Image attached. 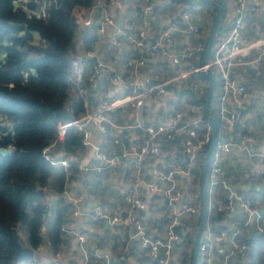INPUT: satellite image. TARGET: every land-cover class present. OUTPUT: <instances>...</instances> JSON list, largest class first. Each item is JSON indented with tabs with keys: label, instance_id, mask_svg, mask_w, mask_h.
Instances as JSON below:
<instances>
[{
	"label": "built area",
	"instance_id": "1",
	"mask_svg": "<svg viewBox=\"0 0 264 264\" xmlns=\"http://www.w3.org/2000/svg\"><path fill=\"white\" fill-rule=\"evenodd\" d=\"M32 1L35 4L34 7L28 5L31 0H11V4L21 8L28 16L40 19L46 17L48 9L54 4L53 0ZM159 1L142 0L138 22L131 30L118 28L115 19L110 14L108 7H114L116 0H95L94 4L90 6H97L101 10L99 32H105L109 27L113 28L114 30L110 34L111 43L116 47H120L124 42L129 45V57L124 61L127 69L126 79H123L118 73L114 74V71L110 69L113 72L111 81L119 84L122 91L126 93L123 96L103 98L99 108L77 118L74 117L72 122L59 121L55 127L56 139L45 146L42 153L45 160L52 166L60 165L64 170L68 169L70 164L56 158L55 154L65 139L67 129L73 127L80 136V146L82 148L91 147L95 158L99 161V164L94 166L82 165L77 162L75 168L78 173L107 170L120 164L124 157H130L133 169L131 185L124 189L120 195V204L124 207V215H110L100 205H93L87 215L92 220L104 221L112 226L117 224L125 227L132 226V236L139 239L140 247L146 251L149 259L158 262V264H175V254L178 252L180 253L179 259L181 258L182 262L188 264L192 259L193 246L184 240L175 228L181 225L186 217L200 215L201 196L196 187L188 195V198H185L183 190L175 180V175L189 176L194 180L200 179L201 174L196 167L191 166L192 161L195 162L198 157L205 156L203 149L209 144L211 138V127L204 118L205 104L201 102V100H205L207 90L206 84L198 79L200 72H211L214 79L218 80L220 84L216 118L220 120L221 130L216 135V142L210 158L206 217L234 214L239 207L245 215L242 222L243 227L254 224L259 232L264 231L260 215L254 208L251 199L233 190L229 182L222 176V161L232 146L228 132L247 109L245 104L247 90L244 84L238 80L234 67L264 65V38L251 40L242 35L243 15L246 11L245 0H236L232 9L224 6L221 14L222 20L231 21L227 35L216 37L212 57H206L204 63L201 64L206 42L200 36L201 28L197 22V15L191 8H183L174 16H169L166 10L161 12L157 37L150 39V17ZM252 1L253 3L258 2V0ZM207 10L213 15L217 6L213 4ZM251 10H255V8L252 7ZM74 17L78 28L91 26V19L84 15L83 9L77 11ZM175 33L179 36V45L176 43ZM3 58L4 53H0V61ZM87 59L92 60L90 65L86 63ZM154 59H160L162 63L172 65V75H167L164 68L156 69L153 65ZM105 67L106 65L96 58L93 50H88L85 54L71 56L69 91L74 90L80 97L83 96L86 71L89 72L88 81L93 82ZM26 75L24 73V77ZM175 83L184 84L188 91V95L185 96L188 101L182 99L177 103L172 102L169 106L172 117L167 122L155 125L144 123L136 112L132 122L125 125L116 123L107 115L109 111L115 109H134L136 111L145 104L159 107L162 104V97L167 93V87ZM229 99L235 103V108L228 105ZM91 120H95L103 136L114 133L111 137V144L121 148L118 153L108 152L101 146L93 144L89 129ZM123 130L139 133L124 144L121 134ZM183 132L189 133L191 136V139L182 148L183 153L191 162L186 165L176 164L170 168L157 170L153 181H145L141 173L143 158L147 155L157 156L164 139L171 142ZM9 133H12L11 123L0 115V139ZM251 140L252 136L249 134L241 137L242 143H249ZM12 148V145H8L5 149L10 152ZM247 155L258 164L257 167L252 168L251 175L261 176L264 154L249 150ZM45 188L46 186L44 190ZM219 188L222 190L221 194L217 192ZM62 193L73 203L83 199L81 194L70 197L67 187H64ZM151 195H158L165 202L170 222L163 228L159 227L160 224L152 222L147 226L138 216V213L145 209L147 197ZM46 214L45 210L41 215L40 231L42 236L47 228ZM77 214L78 211L75 209L73 215ZM66 228L64 225L61 227L62 231H66ZM147 228L150 229V233L147 232ZM242 230L239 227L231 230L215 229L212 224L206 222L198 246L196 264H234L238 255L245 252L244 240L241 239ZM19 235L25 241L23 233L19 231ZM77 239L82 252L83 264H112L113 262L125 264L126 255L120 254L112 257L108 252L90 251L85 248L86 235L79 234ZM43 246L42 240L35 248L29 247L34 255L25 261V264H41L37 253ZM136 264L145 263L136 261Z\"/></svg>",
	"mask_w": 264,
	"mask_h": 264
},
{
	"label": "crops",
	"instance_id": "2",
	"mask_svg": "<svg viewBox=\"0 0 264 264\" xmlns=\"http://www.w3.org/2000/svg\"><path fill=\"white\" fill-rule=\"evenodd\" d=\"M235 3L236 0H223V7L232 9ZM141 4L142 0H116V5L108 8L118 28L121 30H131L138 22ZM245 7L242 35L251 40L263 39L264 0H258L257 3H253L252 0H245ZM252 7L255 10H251ZM183 8H191V10L195 11L197 22L201 28L200 36L207 43L214 19L213 15L216 12L211 15L207 10L208 8L202 6V4L189 5L185 0H160L156 4L150 17V39H156L157 37V29L161 23V12L166 10L169 16H174ZM83 12L92 22L91 26H89V34L85 37V40L87 38L93 39L91 50L95 52L96 58L103 62L106 67L103 68L95 81L89 82L85 80V110L79 116L95 111L99 108L103 98L123 96L126 93L122 91L119 84L111 81V77L113 76L112 71H114V74L118 73L123 79H126L127 69L124 61L129 57L130 51L129 45L126 42L120 47H116L111 43L110 34L114 30L113 28L109 27L105 32H99L98 24L101 19V10L97 6L85 8ZM119 20L121 21L120 27L118 26ZM230 25V20L224 21L222 18L220 19L212 43L213 53L216 37L227 35ZM83 34V28L79 27L76 31L77 55L85 54L86 52L83 44L85 41L82 37ZM175 40L177 45H179V36L176 33ZM212 55L207 54L206 57L210 58ZM153 65L156 69H159V67L164 68L167 75H172L173 73L172 65L162 63L160 59H154ZM234 72L238 80L246 87L247 96L245 104L247 105V109L233 128L230 129V132H228L232 146L222 161V176L229 182L233 190L251 199L254 208L260 215L262 226H264V165L263 174L254 177L251 175V170L257 167L258 164L247 155L249 150L264 154V65L236 66L234 67ZM86 75L89 76L88 71H86ZM198 79L205 82L207 90L208 81L200 77ZM219 92V81L214 79L209 102L210 111L214 117H216ZM186 95H188V91L185 89L184 84L175 83L167 87V93L162 97V104L159 107L145 104L136 111L134 109H115L109 111L107 115L116 123L125 125L132 122L136 112L144 123L155 125L167 122L172 117V111L169 109L171 103H177V101L182 99L183 101H188V98L185 97ZM79 97L76 91H69L65 108L68 109ZM228 105L231 108H235V103L231 99L228 100ZM89 129L93 144L101 146L108 152L118 153L121 150L120 147L111 144V137L114 133H111L109 136H103L95 120H91ZM138 133L137 131L123 130L121 132L123 143H128ZM246 134L251 135L252 140L249 143H242L241 137ZM190 139V134L186 132L180 133L171 142L164 139L161 142L160 152L157 156L147 155L142 160L141 173L144 180L147 182L153 181L157 170L170 168L176 164L186 165L188 162H191L182 151L184 144ZM56 151H60L58 155L55 154L56 158L65 160L69 164L77 162L87 166L99 164L91 147H76L69 153L64 152L62 146H60ZM201 163L202 157H198L195 162L192 161L191 166L193 168L196 167L199 172L198 169ZM61 171H65V177L63 185L60 188L57 179ZM132 177L133 169L130 157H124L120 164L100 172L78 173L74 166L66 170L60 165L54 166L45 188L47 203L46 221L47 223L53 221L57 212L60 211L63 214V225L67 228L66 231H63L62 242L56 252H53L46 240L45 234L43 235L44 246L37 253L41 264H83L82 252L79 249L77 239V235L79 234L86 235L85 248L87 250L108 252L112 257L124 254L126 255L125 264H136V261H143L145 264H158V262L149 259L146 251L140 247L139 239L132 236V226L125 227L121 224L112 226L104 221L92 220L87 215L93 205H100L110 215H124V207L120 204V195L124 189H127L131 185ZM175 180L183 190L184 197L188 198V195L196 187L197 189L200 188L201 176L199 180H194L189 176L175 175ZM64 187H67L70 197L81 194L83 199L73 203L62 193ZM217 192L221 194L222 191L218 189ZM75 209L78 211L77 215H73ZM138 216L143 219L147 226L151 225L152 222L160 224L159 227L163 228L170 222L165 202L158 195L147 197L145 209L141 210ZM153 217L155 218L152 220ZM199 217L200 215L188 216L185 219L186 222L184 221L183 224L176 228L182 232L191 233L193 225L199 224ZM244 219L245 216L238 207L234 214H221L220 218L212 226L215 229L223 228L231 230L239 227L238 225ZM242 231L243 236L241 239L244 240L252 231L251 225L244 227ZM147 232L150 233V229L147 228ZM247 253L244 252L242 255H238L234 264H251ZM175 256V264H184L181 258L179 259V252ZM18 264H25V262ZM114 264L120 263L115 262Z\"/></svg>",
	"mask_w": 264,
	"mask_h": 264
},
{
	"label": "trees",
	"instance_id": "3",
	"mask_svg": "<svg viewBox=\"0 0 264 264\" xmlns=\"http://www.w3.org/2000/svg\"><path fill=\"white\" fill-rule=\"evenodd\" d=\"M53 1L46 17L40 19L14 7L11 0H0V53H4L0 61V115L12 126V133L0 139V148L13 146L8 155L0 154V264H13L16 242L35 248L43 240L41 215L47 211L44 187L54 166L45 160L42 150L56 139L55 127L62 121L56 113L65 108L69 96L70 57L76 55L78 29L75 13L95 2ZM213 4L218 6L223 4V0H208L202 6L208 8ZM28 5L35 6L32 0ZM92 42L93 39L89 38L84 41L86 51L91 50ZM208 54L212 55V50ZM91 62V59L86 60L88 65ZM24 73L27 74L25 77ZM85 80L88 81V75L84 78V90ZM201 102L205 104V100ZM68 109L73 117H79L85 110L84 95ZM209 112L212 114L210 105ZM220 130L221 123L217 119V133ZM61 146L64 152L69 153L81 147L80 136L73 127L67 129ZM207 147H204V153ZM59 153L56 151V155ZM76 164L69 167L75 168ZM203 164L204 157L198 169L200 174ZM209 168L210 164L204 184L205 194ZM64 177L65 171H61L57 179L60 188ZM220 216L206 217V222L213 225ZM62 225L63 214L60 211L53 221H46L45 236L53 252L62 242ZM238 226L244 229L242 223ZM175 229L190 242V233ZM19 231L25 236V241ZM247 257L251 264H264L263 238L254 240Z\"/></svg>",
	"mask_w": 264,
	"mask_h": 264
},
{
	"label": "water",
	"instance_id": "4",
	"mask_svg": "<svg viewBox=\"0 0 264 264\" xmlns=\"http://www.w3.org/2000/svg\"><path fill=\"white\" fill-rule=\"evenodd\" d=\"M189 5H199L207 2L208 0H185ZM223 11V4L218 5L217 11L214 15V19L212 22L211 30L209 33L208 41L206 43V48L204 51L203 58L201 60V64L204 63L205 58L210 50H212V43L213 39L215 37V33L217 30V27L219 25L220 19H221V14ZM118 26L120 27V20L118 21ZM84 30L83 34V40H85V37L88 36L89 34V26H83L82 27ZM199 77L202 79H206L208 81L207 84V92H206V97H205V112H204V118L208 122V124L211 127V138L210 142L208 144L207 150L205 152L204 156V164H203V169L201 172V180H200V196H201V212H200V217H199V224L194 236L193 240V250H192V259L190 264H196L197 260V252H198V246L201 240V237L204 232L205 224H206V194H205V179H206V172L208 169V166L210 164V158H211V153L213 150V147L216 142V135H217V118L212 116L209 112V102L211 99L212 95V90H213V85H214V77L211 72L207 73H199ZM56 114L60 115L62 120L66 123L72 122L74 120V117L69 113V110L67 108L62 109L61 111L57 112ZM10 152L5 149V148H0V154L1 155H8ZM251 233L250 235L244 239V245H245V252L247 253L254 242L256 238H263L264 239V231L259 232L256 228L255 225H251ZM33 251L31 248L27 246H22L18 242L15 244V254L13 257V264H18L20 262H25L33 257Z\"/></svg>",
	"mask_w": 264,
	"mask_h": 264
},
{
	"label": "rangeland",
	"instance_id": "5",
	"mask_svg": "<svg viewBox=\"0 0 264 264\" xmlns=\"http://www.w3.org/2000/svg\"><path fill=\"white\" fill-rule=\"evenodd\" d=\"M204 82V81H203ZM205 83V82H204ZM212 115V114H211ZM197 226H198V223L197 224H194L193 225V229H192V231H191V233H190V242H189V244L191 245V246H193V239H194V235H195V232H196V229H197Z\"/></svg>",
	"mask_w": 264,
	"mask_h": 264
}]
</instances>
